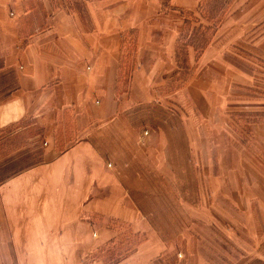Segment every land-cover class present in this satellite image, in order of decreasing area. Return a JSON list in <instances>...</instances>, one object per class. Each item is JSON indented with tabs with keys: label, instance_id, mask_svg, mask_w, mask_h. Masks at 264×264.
Returning <instances> with one entry per match:
<instances>
[{
	"label": "rangeland",
	"instance_id": "1",
	"mask_svg": "<svg viewBox=\"0 0 264 264\" xmlns=\"http://www.w3.org/2000/svg\"><path fill=\"white\" fill-rule=\"evenodd\" d=\"M198 7L178 29L177 67L158 79L163 84L152 95L159 113L134 108L125 124L99 127L118 140L97 143L107 161L109 150L114 167L128 170L129 201L145 215L144 229L129 227L96 253L101 264L119 263L142 243L172 246L171 264H264V237L255 235L264 232V220L248 198L251 183L264 195V0H200ZM19 71L0 70V103L20 88ZM74 111L37 107L0 129V185L40 164L48 144L62 151L85 135L91 116L103 115ZM186 126L192 140H184ZM223 180L235 189L218 188Z\"/></svg>",
	"mask_w": 264,
	"mask_h": 264
},
{
	"label": "crops",
	"instance_id": "2",
	"mask_svg": "<svg viewBox=\"0 0 264 264\" xmlns=\"http://www.w3.org/2000/svg\"><path fill=\"white\" fill-rule=\"evenodd\" d=\"M199 2L0 0V70L20 69V88L0 103V129L37 107L74 113L100 109L103 114L91 116L85 135L65 149L48 144L40 164L0 185V264H101L96 253L109 241L129 227L144 229L145 215L128 198L134 187L128 170L114 167L109 150L107 161L97 143L99 137L118 140L99 127L125 124L134 108L136 114L146 107L153 117L159 113L161 105L152 95L160 92L158 79L169 78L166 71L177 67L178 29L189 23L187 14L202 10ZM147 30L162 35L154 40ZM131 42L136 49L129 52ZM208 55L206 49L201 63ZM154 129L161 138L164 129ZM184 129V140H192L191 129ZM216 183L221 190L235 189L224 180ZM249 189V205L262 221L264 195L255 183ZM255 235L264 237V232ZM131 254L117 264H146L147 258L171 264L176 256L172 246L159 243H142Z\"/></svg>",
	"mask_w": 264,
	"mask_h": 264
}]
</instances>
